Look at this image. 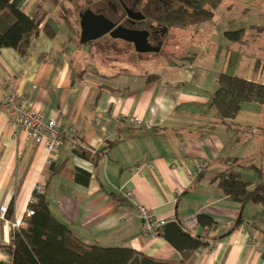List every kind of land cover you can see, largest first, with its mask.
Returning a JSON list of instances; mask_svg holds the SVG:
<instances>
[{
	"label": "crops",
	"instance_id": "1",
	"mask_svg": "<svg viewBox=\"0 0 264 264\" xmlns=\"http://www.w3.org/2000/svg\"><path fill=\"white\" fill-rule=\"evenodd\" d=\"M78 4L79 0H20L18 7L27 15H43L38 34L25 56L12 48L0 49V262L9 260L1 246L11 241L16 228L11 223L21 221L19 227H25L28 203L34 200L35 186L43 183L52 214L84 244L179 259V252L160 234H143L137 206L144 205L156 217L172 216L206 241L202 246L213 243L193 250L187 260L192 264H264L261 207L237 203L217 185L230 167L252 182V166L264 170V105L243 103L229 126L209 106L217 74L239 76L241 64L236 62L234 70L227 71L234 61L227 65L219 61L218 52H211L219 41L208 37L209 50L192 46L185 57L160 62L155 70L111 66L97 70L83 52L92 43L79 41ZM10 22L8 15L0 14L1 27ZM262 25L238 26L234 31L264 32L258 28ZM186 28L195 35L208 31L177 29ZM258 62L255 58L253 65ZM4 94H14L17 103L57 118L64 130L54 159L48 160L43 144L12 126L8 105L1 102ZM132 115L143 124H129L126 119ZM71 127L88 156L74 152ZM145 161L151 169L131 173ZM51 163L57 165L53 173ZM76 168L83 171L79 180L71 173ZM125 191L131 195L125 196ZM11 201L13 214L8 219L5 212ZM259 213L260 223L255 218ZM198 214L211 217L213 225H199Z\"/></svg>",
	"mask_w": 264,
	"mask_h": 264
},
{
	"label": "trees",
	"instance_id": "2",
	"mask_svg": "<svg viewBox=\"0 0 264 264\" xmlns=\"http://www.w3.org/2000/svg\"><path fill=\"white\" fill-rule=\"evenodd\" d=\"M19 2L0 0V14L8 15L11 19L7 26H0V49L12 48L25 56L31 39L38 34L43 15H27L18 7ZM90 2L86 0V3ZM142 9L146 18L168 29L185 28L212 17L209 9L189 0H144ZM43 28L52 34L47 23H44ZM258 28L262 29L264 25ZM245 102L264 104V83L226 72L218 73L209 106L216 110L220 120L229 126ZM73 150L82 156H88L89 153L79 143ZM252 168L255 173L253 182L244 179L236 168L230 167L217 185L237 203L259 205L264 216V170L256 166ZM49 169L53 173L57 165L51 163ZM81 172L77 168L71 171L75 180H79ZM87 181L88 178L83 180L84 183ZM111 194L118 201L123 200L121 195ZM33 197L34 200L28 203L33 214L27 218L25 227L13 229L10 243L1 246L9 255V260L1 261L0 264H192L187 261L190 253L206 242L173 219L161 225L158 233L179 252L181 257L177 260L154 258L128 247L84 244L52 214L43 193L34 191ZM12 214L11 201L5 216L12 219ZM197 221L201 226L213 225L212 218L205 214H198Z\"/></svg>",
	"mask_w": 264,
	"mask_h": 264
},
{
	"label": "rangeland",
	"instance_id": "3",
	"mask_svg": "<svg viewBox=\"0 0 264 264\" xmlns=\"http://www.w3.org/2000/svg\"><path fill=\"white\" fill-rule=\"evenodd\" d=\"M97 1V0H93ZM104 4L105 0H101ZM209 9L212 12L210 20L193 24L188 27L206 28L208 31L201 34H192L186 29H169L166 31L167 37L159 51L155 52H136L132 45H126L120 39L112 38L105 34L93 40L92 48L87 52L83 50L84 55L92 59L97 70H105L111 66L116 70L127 68L144 72L146 70H155L160 62L174 61L175 56L185 57L190 53L192 46L210 49V43L207 38L214 37L219 44L212 46L211 52H218L219 61L230 63L227 71L234 70L237 62L240 65L242 77L264 83V32H248L239 34L234 30L238 26L264 23V0H189ZM92 2V0H91ZM86 4V0H79L78 7ZM110 5L116 9H123L122 3L113 0ZM224 29V33L221 31ZM230 43H233L230 45ZM85 45V44H83ZM91 46V44H87ZM125 45V46H124ZM233 45V46H232ZM99 47L102 49L99 52ZM128 51H126V48ZM230 51H233L230 54ZM236 51V53L234 52ZM238 51V52H237ZM230 59H225L229 56ZM255 58L258 59L257 66L253 65ZM178 59V58H177ZM113 66V67H112ZM234 72V71H232ZM227 73V72H226ZM232 74L233 73H228ZM264 105V104H260ZM257 221L262 222L260 213L255 215Z\"/></svg>",
	"mask_w": 264,
	"mask_h": 264
},
{
	"label": "built area",
	"instance_id": "4",
	"mask_svg": "<svg viewBox=\"0 0 264 264\" xmlns=\"http://www.w3.org/2000/svg\"><path fill=\"white\" fill-rule=\"evenodd\" d=\"M2 103H6L8 105V115L11 120L12 126L16 130L24 131L27 139L32 140L36 144H43L47 149V157L48 160H52L56 157L58 149L62 145L61 135L63 133V126L58 122L57 118L54 116H45L42 111L33 108L32 106H28L26 104H20L16 102L14 94H4L1 99ZM127 122L131 125H141L142 121L136 116H129ZM146 125V124H145ZM72 139V146L76 145L75 129L69 128ZM201 167L200 165L198 166ZM152 168L150 162H142L136 164L132 170V174H140L145 170H149ZM35 191L37 193L44 192V184L39 183L35 186ZM124 195L129 197L131 195L130 191H125ZM5 210L4 207L1 209ZM137 213L143 223V234L145 236H154L159 234V228L168 220H173V217L170 218H160L156 217L152 214L151 209L144 205L137 206ZM31 214H33V210L31 208H27L24 213V220L28 218ZM125 214V212H122ZM21 221H15L11 223L12 227L19 228V224ZM243 229V227H241ZM213 245L212 242L207 243L205 246H200L197 250H202L209 248Z\"/></svg>",
	"mask_w": 264,
	"mask_h": 264
},
{
	"label": "water",
	"instance_id": "5",
	"mask_svg": "<svg viewBox=\"0 0 264 264\" xmlns=\"http://www.w3.org/2000/svg\"><path fill=\"white\" fill-rule=\"evenodd\" d=\"M112 9L116 12L115 7ZM127 18L134 19L131 14H127ZM119 21H114L105 14L94 12L90 8L80 11V43L87 44L96 38L109 34L112 38L131 43L136 52H155L160 49V45L153 46L149 43L146 30L126 27Z\"/></svg>",
	"mask_w": 264,
	"mask_h": 264
},
{
	"label": "flooded vegetation",
	"instance_id": "6",
	"mask_svg": "<svg viewBox=\"0 0 264 264\" xmlns=\"http://www.w3.org/2000/svg\"><path fill=\"white\" fill-rule=\"evenodd\" d=\"M112 1L113 0H105L103 4L101 0H92V2L86 3L82 7H79L78 12L90 8L94 12L105 14L114 21H119L120 19L119 22L123 23V25L126 27L146 30L148 32V41L151 45H160V47L162 46L166 40V31H168V28L146 18L142 9L144 0H118L122 3L123 9L120 10L117 8L116 12H114L112 9L114 6L110 5V2ZM127 14H131L134 19H128Z\"/></svg>",
	"mask_w": 264,
	"mask_h": 264
}]
</instances>
